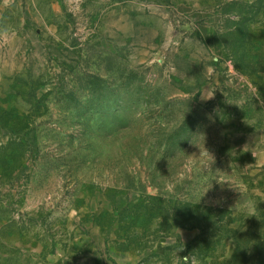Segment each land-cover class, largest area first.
Listing matches in <instances>:
<instances>
[{
	"label": "rangeland",
	"instance_id": "obj_1",
	"mask_svg": "<svg viewBox=\"0 0 264 264\" xmlns=\"http://www.w3.org/2000/svg\"><path fill=\"white\" fill-rule=\"evenodd\" d=\"M0 264H264V0H0Z\"/></svg>",
	"mask_w": 264,
	"mask_h": 264
}]
</instances>
